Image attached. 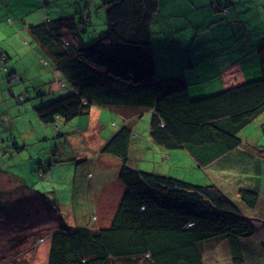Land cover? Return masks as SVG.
Masks as SVG:
<instances>
[{
  "label": "trees",
  "instance_id": "trees-1",
  "mask_svg": "<svg viewBox=\"0 0 264 264\" xmlns=\"http://www.w3.org/2000/svg\"><path fill=\"white\" fill-rule=\"evenodd\" d=\"M158 3L104 0L106 30L90 43L83 37L90 25L83 12L78 18L74 14L31 24L50 64L77 88L34 110L44 123L87 113L92 105L123 115H128L124 109L151 110L153 141L185 148L206 163L240 143L239 130L264 110V44L258 48L260 76L191 97L182 73L155 76L150 24ZM131 133L130 124H123L100 149L119 157L118 177L124 185L110 224L100 229L60 225L50 233L45 264H104L110 255H146L150 264H204L198 243L213 236H228L233 259L242 260L239 238L255 228L239 205L215 184L131 166ZM238 193L249 206L258 199L254 189L241 187Z\"/></svg>",
  "mask_w": 264,
  "mask_h": 264
},
{
  "label": "crops",
  "instance_id": "crops-1",
  "mask_svg": "<svg viewBox=\"0 0 264 264\" xmlns=\"http://www.w3.org/2000/svg\"><path fill=\"white\" fill-rule=\"evenodd\" d=\"M77 2L81 3V0ZM101 5H104V0L101 1ZM81 12L87 20H90L91 25L88 0H85ZM14 15L9 17L0 9V69L7 70L5 71V73L8 72L7 81L14 82L22 79L20 73L23 69L12 62L13 56L17 54L14 46L18 48L27 45L28 48L33 46L32 51L40 64V70L46 64L51 66L50 69L43 70L42 73H47L43 79L39 77L41 72L34 73L30 78V82L39 79L33 87L37 95L47 92L53 95L57 93L63 95L69 91L76 92V86L68 79L66 80L59 69H55L54 65L50 64L46 48L30 32L31 24L43 23L45 20L35 22L33 15L28 17L22 13ZM72 15L74 12L69 10L64 13V16ZM49 16L51 15L48 14V18H51ZM256 27L260 28L259 31H252ZM150 30L155 76L182 73L191 97L211 94L210 92L220 91L229 85L256 78L261 74L258 48L264 44V0H159ZM5 40L7 42L4 43ZM22 59L23 57L19 61L22 62ZM207 72L212 73L207 75ZM10 73L18 77L13 78L12 75L9 77ZM3 76L0 73V83L5 81ZM56 76L60 77H57L60 79V85L67 87V92H63L56 86L55 80H51ZM22 86L24 87L23 81L16 86H8L7 92L14 96L21 92ZM26 87H24V94L20 95L22 99L26 98L27 92L29 95L32 93ZM3 98L5 100V97ZM43 99L40 97V100ZM124 111L128 115H123V112L117 109L92 105L87 113L75 115L69 120L57 118L55 121V124L64 122L63 127L67 124V136L76 133L83 138L82 151L72 149V153H68L69 157H73L74 152H78V162L82 163L80 166L77 163L75 165L74 185L67 191V203H56L52 195H46V193L51 194V190L45 189L40 192V185L34 182L29 184L18 175L16 181L12 182L7 178L6 173H0V198L5 197L7 200L8 197H15L18 199L16 203H22L23 199L22 208H25V211L22 213L38 219L27 231L37 233L33 240L41 238V244L38 243V247L41 245L40 250L46 256L44 262L39 264H45L47 261L50 233L62 225L56 218L48 224L49 214H57L64 206L72 208L77 205L79 210H89V216L84 225H78L72 219V223L66 228L87 226L91 229H100L110 224L124 191V185L118 177L119 157L101 152L100 149L125 123H129L132 129L128 146L131 166L170 175L172 170L170 161L174 159L177 174L180 175L172 176L198 184H215L239 205L241 211L253 224L254 233L239 238L238 241L243 255L242 260L233 259L228 236H213L198 243L204 264H264V254L261 251V243L264 241V206H261L264 203V192L258 194V199L253 206L243 202L238 193L241 187L259 192V186L264 183L261 172V167L264 166V144H259L264 142V110L246 124L248 126L255 123L261 130L254 141L244 145L241 139L236 146L206 163L195 158L185 148H168L153 141L149 135L151 110L135 112L124 109ZM246 125L244 127H247ZM56 127L61 129L60 126ZM25 144L23 143L22 146ZM6 146L7 143L3 144V147ZM208 151L207 148L202 153L205 154ZM52 165L51 162L49 166ZM88 166L92 171L86 172L83 189L75 190L78 169L85 170ZM257 169L259 174L256 173ZM43 172L45 170H42ZM82 174L83 171H81ZM51 197L53 200L50 199ZM0 213L10 216V220L13 218L12 213L6 211H0ZM0 219L6 221L4 216ZM104 264H150V261L146 255H141L139 258L135 255L118 257L110 255Z\"/></svg>",
  "mask_w": 264,
  "mask_h": 264
},
{
  "label": "rangeland",
  "instance_id": "rangeland-1",
  "mask_svg": "<svg viewBox=\"0 0 264 264\" xmlns=\"http://www.w3.org/2000/svg\"><path fill=\"white\" fill-rule=\"evenodd\" d=\"M101 1L88 0V10L91 13L92 24L83 35L85 43L93 42L105 33V6L101 5ZM84 4L85 0H81V3H78L77 0H20L18 2L15 0H0V9H2L3 14L7 13L9 17H14V14L17 13H22L27 17L33 15L34 21L37 22L48 19V14L51 15L49 16L51 18L64 16L67 10L74 12L75 17L78 18ZM39 18L42 19L39 20ZM258 29L260 28L256 27L252 31H259ZM14 49H16L15 52L17 54L13 56L12 62L17 63L23 69V72L20 73L22 76L21 80L24 82V87L27 86L32 93L29 95V92H27L25 99L24 97L23 99L20 98V95L24 94V87L22 86L21 92L11 96L7 92L8 86H16L22 83V81H7L6 74L8 72L5 73L7 70L0 69V73L4 75L3 78L5 80L4 83H0V173H6L7 178L11 179L12 182L16 181L17 175L29 184L34 182L36 185H40V192H43L45 189L51 190V194L46 193V195H52L56 203H67V191L72 189L74 185L73 173L75 172V165L77 163L80 166L82 163L78 162V152H74L75 156L73 157L76 158L69 157L68 153L71 154L72 149L82 151L83 138L76 133L67 136V124L63 127L64 122L58 124L49 122L45 124L39 121L33 106L52 100L60 94L53 95L47 92L43 95H37V92L33 91V87H35L39 79L30 82V78L34 73L41 72L39 77L43 79L47 74L42 73L43 70L46 68L50 69L51 66L46 64L40 70V64L32 51L33 46L29 48L27 45H22L18 48L14 46ZM21 57H23L22 62L19 61ZM47 58L52 62L51 57L47 56ZM211 73L207 72V75H211ZM62 76L66 79L63 74ZM57 77H53L51 80H55L56 86L63 92H67V87H63L62 84L60 85V79H57ZM27 87L26 89H28ZM3 97H5V100ZM40 97L44 99L40 100ZM56 126H60L61 129H57ZM259 131L261 130L257 128L256 124L251 123L241 129L238 135L243 139L244 145H247L250 141L255 140ZM13 141L15 142L14 146ZM5 143H7V146L3 147ZM23 143H26L25 146H22ZM259 144H264V142H259ZM51 162L53 165L49 166ZM170 163L172 164L170 175H180L177 174L174 159ZM40 169L45 170V172L42 173ZM81 171H83L82 175ZM87 171H92L90 166L85 170L78 169L74 186L75 190L83 189ZM261 172L264 176V166L261 167ZM256 173L259 174V170ZM14 185L13 187H15ZM263 192L264 183L259 186V192L257 191V193L262 194ZM52 197L50 198L51 200H53ZM7 200H5V197L0 198V211L12 213L11 216L13 218L10 220V216L1 215L0 213L1 216L6 217V221L0 219V264L43 263L46 255L40 250L42 248L40 240L39 238L38 240H33L37 236V233L27 231L32 223L37 222L38 219L32 218L29 214L22 213L25 211V208H22L24 206L23 199L22 203H16L18 199L15 197H8ZM17 204L18 206L16 207ZM261 206H264V203ZM25 207L28 206L25 205ZM87 207L89 208L88 205ZM89 212L86 209L79 210L77 205L72 206V208L64 206L62 209H59L57 214H49L47 223L51 224V221L56 218L65 227L72 223V219L76 224L84 225ZM90 218H92L91 215ZM21 224L28 227L24 228ZM41 236L43 235L41 234ZM38 243H40V247H38Z\"/></svg>",
  "mask_w": 264,
  "mask_h": 264
},
{
  "label": "built area",
  "instance_id": "built-area-1",
  "mask_svg": "<svg viewBox=\"0 0 264 264\" xmlns=\"http://www.w3.org/2000/svg\"><path fill=\"white\" fill-rule=\"evenodd\" d=\"M12 77H13V78H17V77H18V75H12Z\"/></svg>",
  "mask_w": 264,
  "mask_h": 264
},
{
  "label": "clouds",
  "instance_id": "clouds-1",
  "mask_svg": "<svg viewBox=\"0 0 264 264\" xmlns=\"http://www.w3.org/2000/svg\"><path fill=\"white\" fill-rule=\"evenodd\" d=\"M39 240H41V238H39Z\"/></svg>",
  "mask_w": 264,
  "mask_h": 264
}]
</instances>
